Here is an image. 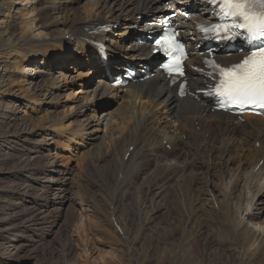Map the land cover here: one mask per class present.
<instances>
[{
  "label": "bare ground",
  "instance_id": "6f19581e",
  "mask_svg": "<svg viewBox=\"0 0 264 264\" xmlns=\"http://www.w3.org/2000/svg\"><path fill=\"white\" fill-rule=\"evenodd\" d=\"M58 1H62L60 6H57ZM160 1L0 0V88L6 86L2 91H8L10 87L19 86L20 94L25 95L21 99L26 98L22 99L25 108L43 111L45 118L57 114L46 124L41 118V125L37 122L35 128L32 127L34 130L23 124L20 130H26L16 134L14 140L25 147L34 143L42 151L57 139L65 138L68 143H64L63 150L68 152L85 147L83 138L88 139V145L101 133H109V147L114 153L107 164H115L112 179L117 186L125 180L132 183L142 176L139 193L146 197V205L151 202L153 206L157 197L152 192L154 189L158 195L166 194L170 208L179 210L173 222L164 223V234L168 239L174 234L185 238L193 233V229L200 233L205 222H212L217 224L223 237L227 236L232 242L240 264H249L248 260L264 264V119L245 115L242 121L233 115L211 110L207 99L177 97L175 87H170L156 70H152L153 75L148 79L129 83L120 90L110 84V77L116 72H113L114 62L124 65L125 60L134 65L141 62L153 65L152 57L145 60L149 51L147 42L138 41L142 33L132 35L129 31L134 27L144 31L152 29L147 15L161 8ZM177 1L189 4L188 0ZM197 12L199 18H207L203 9ZM139 15L140 19L137 18ZM109 22L124 25L115 32L90 31L91 25ZM91 42L106 44L107 49L123 59L115 56L114 62L110 58L103 65ZM81 53L85 56L83 61L77 58ZM52 55L55 56L52 58ZM239 57V54H232L230 59L218 56L225 62L236 61ZM194 60H198L197 55ZM67 64L75 65L69 73L74 72L79 78L70 91L67 87L70 80L67 72L64 74ZM31 68L37 74L32 75ZM89 74H95V77L85 78ZM188 75L190 87L200 88L203 77L195 73ZM16 76L21 78V84ZM37 77H40L39 83L35 82ZM108 100H120L124 105L116 103L115 109H102V101ZM12 105L18 104L13 102ZM38 137L40 140H36ZM129 146H132L130 151ZM40 175L36 177L37 181H31V185L38 188L37 191L45 187L48 194L43 205H38V210L32 212L31 218L38 222L47 220L60 207L64 209L66 203L76 200L71 191L72 172L62 167L56 156L47 155ZM148 195L152 196L151 200ZM25 201L29 205L32 203ZM151 216L141 223H150ZM132 219L128 218L127 222ZM30 221L26 220L27 223ZM35 223L33 221L38 233ZM56 225H50V230L44 234L51 235ZM70 241L76 244V239ZM203 250L206 251L207 246ZM202 255L198 264H207L205 258L210 255ZM4 262L1 261L7 264Z\"/></svg>",
  "mask_w": 264,
  "mask_h": 264
},
{
  "label": "rangeland",
  "instance_id": "374dc122",
  "mask_svg": "<svg viewBox=\"0 0 264 264\" xmlns=\"http://www.w3.org/2000/svg\"><path fill=\"white\" fill-rule=\"evenodd\" d=\"M81 1L83 3L86 0ZM61 3L62 1H58L57 6ZM54 56L52 55V58ZM81 57L80 60L83 61V56L79 58ZM38 61H40L39 57ZM69 66L68 71H64V74L67 72V79L70 80L67 85L68 91L72 90L79 80L77 76H74L76 73H69L74 67L67 64V67ZM39 69L42 68L39 67ZM31 70L32 68L30 69L32 75L37 74L36 70ZM68 75L70 77L72 75L73 79H70ZM5 78L7 77H4L6 81ZM39 78H35L36 83H39ZM20 79L16 76L19 84H21ZM5 87L0 88V92L3 93H0V264H2L1 261L7 264L13 262L14 264H198L204 253L210 255L205 258L207 264H237L238 259L240 264V257L233 250L232 242L227 236L223 237L215 223L205 222L200 233L197 229H193V233L185 238L174 234L168 239L163 228L164 223L173 222L176 211L179 210L175 207V209L170 208L168 204L170 201L166 199V194L158 195V191L154 189L152 192L156 193L157 197L153 200V206L151 202L146 205V197L143 198L139 193L142 176L132 183L125 180L122 185L117 186V182L112 179L115 164L112 163V166L107 164L114 153L109 147V133H101L97 140L88 145H86L88 139L83 138L85 147L82 146L79 151L72 149L73 151L65 152L63 146L64 143L65 145L68 143L65 138H59L60 141L57 139L58 141L48 146L47 150L42 149L44 152L34 143L26 145L27 148L25 145H18L14 137L26 130L24 128L20 130L23 124H28L27 128L34 130V125L43 121L41 118L46 124L57 114H53L51 118L46 115L45 118L43 111L25 108L22 99L26 98L21 99V96L25 95L20 94L19 86L15 85L10 87L11 89L8 88V91H2ZM9 93L19 94V96ZM14 97L21 100L15 101ZM13 102L18 105H12ZM116 103H120V100L102 101L101 104L104 106L102 109L107 111L115 109L118 105ZM123 103L121 101L120 104ZM36 140H40V137ZM61 143L62 146H60ZM31 150L35 151L31 153ZM47 155L56 156L58 163L64 168H69L70 173L72 172L71 191L76 197L74 200L76 204L66 203L64 209L60 207V210L54 212L47 220L38 222L31 218L32 212L38 210V205H43L46 200L45 195L48 193L45 187L37 191L38 188L31 185V181H37L36 177L45 167ZM117 156L118 154L116 158ZM151 197V195L147 196L150 200ZM25 200L32 203L29 205V202ZM150 216L149 222L152 220L150 223H141V220L145 221L146 217ZM184 216L187 214L184 213ZM128 218L133 219L127 222ZM26 220L31 221L27 223ZM33 221L37 222L35 224L38 225V233ZM52 222L58 226L53 228L51 235L46 236L44 233L50 230ZM25 224L27 227H24ZM257 229L260 230L258 226ZM71 239H76L77 246L70 241ZM205 246H207L206 251L203 250ZM248 261L249 264H255L253 260Z\"/></svg>",
  "mask_w": 264,
  "mask_h": 264
}]
</instances>
